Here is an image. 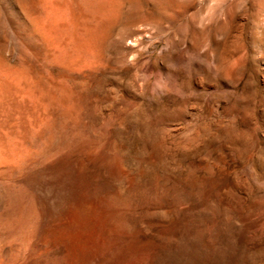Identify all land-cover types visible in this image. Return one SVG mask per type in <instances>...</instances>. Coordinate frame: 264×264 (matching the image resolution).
I'll return each instance as SVG.
<instances>
[{
    "label": "rangeland",
    "instance_id": "1",
    "mask_svg": "<svg viewBox=\"0 0 264 264\" xmlns=\"http://www.w3.org/2000/svg\"><path fill=\"white\" fill-rule=\"evenodd\" d=\"M24 18L0 1V264H264V0H122L64 62Z\"/></svg>",
    "mask_w": 264,
    "mask_h": 264
},
{
    "label": "bare ground",
    "instance_id": "2",
    "mask_svg": "<svg viewBox=\"0 0 264 264\" xmlns=\"http://www.w3.org/2000/svg\"><path fill=\"white\" fill-rule=\"evenodd\" d=\"M0 1H2V0H0ZM17 1L19 2L20 6L22 8V11L24 13V16H25L24 20L22 22H20V27H21V30H22L24 37L28 41L34 42L36 46L45 47L48 51L52 52V56L54 58L61 57V58H59V60L62 59L63 54H64L63 47H61L57 42V40L59 38H61L62 44H64L65 46H69V48H70V46H72L74 44L76 46L77 41H83L78 46H76V47L74 46L75 48L72 47V49H70V50H73V52H76V53H80V51H83L84 48H86L87 51L92 52V54L95 56L97 54V52L100 51L99 50V43L102 40V37L104 34V28H103L102 23L104 21H110L112 18L117 17L119 15V12H120L121 7H122V0H37V5L39 7V11L41 12V16L38 17V16H33L30 13L29 7L27 5L28 3H24L20 0H17ZM7 18H8V16H7ZM88 21H91L93 23V26L91 28H87L85 26V23ZM77 22L79 23V27H78L79 29H80V25L81 24L83 25V27H82L84 30L83 36L75 35L74 33L70 32V30H66L63 32L59 31L60 27L65 28V29L66 28H72L73 26L76 25ZM88 26H90V24ZM78 28H77V31H79ZM66 48L69 50L68 47H66ZM66 48H65V50H66ZM33 50H31V51L33 52ZM36 53H39V52H36ZM29 54H30V52H29ZM73 55H75V53ZM37 57H39V56H37ZM66 60H67V58H66ZM89 60L91 61L90 58H89ZM64 61H61V62H64ZM54 62H56V61H54ZM57 62H58V59H57ZM86 62H88V61H86ZM69 66H71V65H69ZM97 68H98V66H97ZM11 72H12V70H11ZM13 73H14V71L12 72V75H13ZM15 73H16V71H15ZM17 74L20 75L19 72ZM17 79L18 78H13V81H15L16 84H17ZM62 81H63V79H62ZM1 82H3V81H1ZM6 83H7V81H6ZM6 83H5V85L8 84V83L7 84ZM9 86H10V84H9ZM0 87H2V86H0ZM3 89L4 88H2V90ZM4 92H6V91H4ZM12 93H14V92L12 91ZM17 94H18V92H17ZM11 102H13V101H11ZM64 106L66 109V105H64ZM75 107H76V105H75ZM68 110H69V108H68ZM17 117H18V115H17ZM67 120H68V118H67ZM79 120H80V118H79ZM49 129H48V131H49ZM27 133H29V132H27ZM36 134H37V132H36ZM18 151H19V148H18ZM0 164L3 165L2 163H0ZM91 210H92V207H91L90 203L79 202V201H76L71 205L64 204V205H60L58 207L59 214L61 216H65L64 219L66 218V224L63 228L56 229L52 233V237L57 242L66 243V245L68 246V257L72 260L75 259L76 261H81L83 259V254L81 252L82 251L81 246H82V243L84 242V236H83L82 231L80 229H78V227L82 224H83V226L87 224V221L91 215Z\"/></svg>",
    "mask_w": 264,
    "mask_h": 264
}]
</instances>
